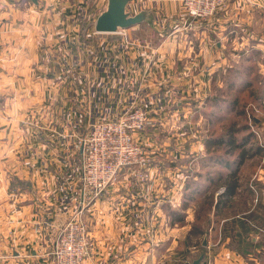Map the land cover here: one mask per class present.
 Masks as SVG:
<instances>
[{"label": "crops", "instance_id": "obj_1", "mask_svg": "<svg viewBox=\"0 0 264 264\" xmlns=\"http://www.w3.org/2000/svg\"><path fill=\"white\" fill-rule=\"evenodd\" d=\"M141 1L156 18L158 31L171 36L161 46L162 54L174 56L175 49L186 53L174 66L189 70L188 75L169 79L177 91L183 90L179 95L193 92V104L203 100L195 113L206 106L209 96L204 99L203 91L215 94L226 70L242 64L241 54L250 49L253 61L264 54V0H240L243 9L239 0H232L213 19L192 21L187 33L198 31L195 51L192 46L180 49L191 42L178 43L186 31L175 32L184 22L182 0H134ZM58 4L68 8L64 0H0V264H21L27 244L33 245L34 257L43 254L48 260L49 247L55 246L62 226L83 200L93 241L83 264H195L202 252L200 264H264V121L254 127L260 137L254 144L263 151L239 166L238 189L227 198L221 185L208 198L197 200L211 184L210 174L223 166L218 159L198 157L206 152L201 138L188 139V153L175 159L177 166L168 162L169 153L154 156L145 183L131 182L132 173L124 170L103 196L84 192L76 135L93 118L122 112L126 74L129 79L135 69L146 66L137 49L143 35L139 37L136 25L126 38L115 35L118 41H110L112 35L92 37L89 58L78 59V47L71 41L80 34L79 27H73L80 24L79 15L73 10L66 14ZM191 51L194 55L187 58ZM258 68L264 77V62ZM185 103V98L178 102L175 114L190 121L193 111ZM253 108L264 118V110ZM40 112L56 117L58 136L72 133L56 138L50 158L27 156L33 140L23 134V129L29 130L23 120L26 114ZM193 128L208 130L206 123ZM178 142L175 139L170 149ZM50 161L57 166L54 170L47 169ZM229 171L228 166L224 172ZM188 181L198 184L199 196L192 200L184 195Z\"/></svg>", "mask_w": 264, "mask_h": 264}, {"label": "built area", "instance_id": "obj_2", "mask_svg": "<svg viewBox=\"0 0 264 264\" xmlns=\"http://www.w3.org/2000/svg\"><path fill=\"white\" fill-rule=\"evenodd\" d=\"M228 2L229 0H182L181 16L184 17V22L181 24L182 26L175 29V32L185 30L184 35H188L187 32L193 28L192 21L204 22L212 19L218 11L227 7ZM146 7V2L141 1L138 4L134 0L128 5L129 10L133 13L146 9ZM80 17L82 15H79ZM127 29L129 28L121 29L117 33L94 32L96 35L93 37L98 36L102 40L108 38L107 34H115L126 38L128 36ZM169 37L171 36L169 35ZM160 46L147 42L141 43L137 48L139 57L148 62V66L144 62L146 64L144 70L135 69L136 75L129 79V75L126 74L127 84L123 92L127 98L124 101L122 112L115 117L93 118L87 131L79 133L77 144L81 150V182L84 192L89 190L93 197L103 196L108 187L118 181L119 174L124 170L132 173L131 182L135 184L147 182L151 176L150 171L155 157L146 151L139 135L144 134L145 129L149 128L151 119L162 124L164 115L167 117L168 114H175V109L172 107L175 98L178 97L182 100L185 98L187 105L194 101L192 91L179 95V91L183 90L177 91L170 79L168 83H164L167 78L162 79L163 71L168 75V78L177 77L180 79L187 76L189 70L185 72L177 69L174 73H169L168 67L162 68L158 64L162 54ZM158 70L162 75L161 81L156 80ZM159 85H163V87L159 88ZM152 86L160 89V92L153 89ZM180 99L178 100L180 101ZM183 122L189 128H193L191 120L187 121L183 118ZM202 130V134L207 131ZM199 132L195 130V133ZM153 135L158 136L155 132ZM189 136L183 139L184 142L179 141L176 147L165 149L171 156L168 162L175 161L176 158L187 154L185 153V143L190 138ZM155 143L159 144L156 139ZM159 145L164 147L161 143ZM85 206L86 202L83 200L76 208L77 213L73 215L74 217H70L62 229L55 253L58 264H83L89 255L93 242L88 231V224L82 215L85 212Z\"/></svg>", "mask_w": 264, "mask_h": 264}, {"label": "rangeland", "instance_id": "obj_3", "mask_svg": "<svg viewBox=\"0 0 264 264\" xmlns=\"http://www.w3.org/2000/svg\"><path fill=\"white\" fill-rule=\"evenodd\" d=\"M34 1V0H33ZM39 0H37L36 2H38ZM63 1V0H61ZM65 2H67L68 4V8L66 9L64 5L62 4H58L59 7H64L65 9V13H68V10H73V14L75 15H82V17L79 18V25H74V29L75 27H79L80 30V34L79 32L78 35L75 38V41L72 39L71 42H73L74 44L77 45L78 47V54L79 56L78 59H88L89 57H87L88 55V50H89V46L91 44L92 41V37L93 35H96L94 32L95 28H94V24L96 22V19L98 18V16L100 15L101 12L104 11V9L107 6L108 0H64ZM229 0L228 4L230 3ZM54 4V3H53ZM64 4V3H63ZM227 4V6H228ZM263 7V6H262ZM264 8V7H263ZM239 9H243V7L240 4V0H239ZM222 10V9H221ZM245 10V8H244ZM243 11V10H240ZM69 14V13H68ZM214 18V17H213ZM212 18V19H213ZM210 20V19H209ZM208 20V21H209ZM140 28H139V37L143 35V38L141 39V41L145 44L147 42H151L154 43L156 45H166L168 43L169 40V34L166 32V30L164 32H159L158 30H160V28L157 27V23H156V18L154 21H152V24L150 23H141L139 24ZM134 27V26H133ZM128 30V29H127ZM86 31V32H85ZM88 33V35H87ZM129 33V32H128ZM198 31H196V33H192L190 35H184V36H179L178 37V43L181 42H191L189 45L182 47L180 49H188L189 46H192L191 48H193V51H195V48L197 46V43L199 42V38H198ZM90 34V36H89ZM111 34H107L106 37H111ZM114 38L110 39V41H118L119 38H117V36H115V34L112 35ZM120 36V35H118ZM122 37V36H121ZM95 39H99L98 36H95ZM141 42V43H142ZM160 46V47H161ZM187 47V48H186ZM96 53H98V48L96 47ZM166 48L168 50H171L168 48V45L166 46ZM230 46H227V49H229ZM226 49V50H227ZM175 49L174 51V56L173 55H169L167 56L166 52L163 54H161V56L159 57V61L158 64L161 65L162 68H169V73L172 70V73H174V71L177 70V68L174 66L176 65V61L177 64H179L181 61H183L185 58H183L184 55H186V53H183V51H179ZM193 51H191L190 56L188 55L187 58H190L191 55H194ZM226 52H229V50H227ZM193 53V54H192ZM169 54V53H168ZM70 55V54H68ZM182 56V57H181ZM66 57V56H65ZM92 57V56H91ZM145 57V56H144ZM171 57V58H170ZM181 57V58H180ZM254 58L253 52L249 49H247V51L244 52V54L240 55L239 57V62L240 63H244V61H246L248 58ZM255 58L257 60H254V64L256 67V70H258V72L260 73V75H262L261 70L258 68V65L262 62H264V54H257V56H255ZM145 59H147L145 57ZM230 65V64H229ZM87 67V66H86ZM86 67H83V72H85L87 69ZM160 73V72H159ZM163 75H157L156 76V80H160V77L162 76L163 78H167V81L164 83H168V75L164 74L163 71ZM223 77V76H222ZM163 83V82H162ZM85 85L88 84V81L84 82ZM180 85V84H179ZM223 85V82L221 84V86ZM219 86V85H218ZM153 89H156L155 86H152ZM163 87V85H159V88ZM160 92V89H156ZM178 90V89H176ZM199 92V91H198ZM200 93V92H199ZM211 95H214V93L208 92V91H203V95L202 97H204V99L206 97H210ZM178 99L180 98H175V103L172 105V107L174 109H176L177 106V102L179 101ZM182 99H180L181 101ZM201 101V102H200ZM199 105L197 104V102L195 104H193L194 102H192V104L187 105L188 107L191 108V112L193 111V113L191 114L190 120H193V125L194 124L198 127V126H203L206 123V126L208 127V130L211 128L210 127V123H209V117L211 116V118H214V115H208L207 112L203 113V111L201 113H199L198 118L195 119L196 117V113H195V109H201V104L203 100H200ZM186 104V103H185ZM257 105L248 103L246 105V107L248 108V111H250V108H253L254 106H256L259 109V105L258 103H256ZM254 105V106H253ZM212 108V105H211ZM210 108V109H211ZM210 109L208 111H210ZM251 112V111H250ZM42 112L39 113H29L28 115L26 114L25 119L23 120L25 122V125H27L29 128V130L23 129L22 131L24 132L23 134L27 135V138H32L33 140V144H31V146L27 147V156L31 155V154H40L43 156H47L48 158H50L51 156V151L53 149V145L52 143L56 142V138L57 137H65L67 135H72L71 130L67 133H62L61 131V136L57 135V133L55 132V128H54V121L56 119V117L54 115H52V113H50L49 115L47 114H41ZM254 113L257 114V116H262V112L261 111H255ZM252 115V114H251ZM48 116V117H47ZM118 116V114H114L113 115ZM164 118H162V124L160 122H154V120H150L149 121V128L145 129L144 134L139 135L140 136V141H142L144 143V147L146 149L147 152L153 154L155 157L156 156H160V155H167V151L165 149H170L172 146L175 145V139H178L179 141H183L184 142V138L190 137V139H195V138H201V139H205V134H202L203 130H200V133H195V128H189L184 122H183V118L181 114H168L167 117L166 115L163 116ZM250 119V124H253V119H251V117H249ZM72 120V119H71ZM184 123V124H183ZM192 123V122H191ZM59 124V123H58ZM216 126H212V129H215L218 126V123H216ZM251 124V125H252ZM178 128V129H177ZM155 129H157V131H154ZM81 130V129H80ZM207 130V131H208ZM220 130V127L218 129V131ZM21 131V132H22ZM82 131H84L82 129ZM87 131V129H86ZM210 131V130H209ZM156 133L158 136H154L153 133ZM213 132V133H212ZM211 134H214V131H212ZM63 135V136H62ZM79 137V133H77L76 138ZM61 139V138H60ZM155 139L156 142H159V144L161 143L163 146H160L159 144L155 143ZM190 141V140H188ZM156 144V145H155ZM77 147V146H76ZM78 148H76L77 150ZM188 153V152H186ZM198 153V152H196ZM195 153V154H196ZM177 166V162L175 161ZM53 166L56 168L57 166L54 165L53 162H48L47 165V169L48 170H54ZM174 166V167H175ZM173 167V168H174ZM83 185V184H82ZM208 196V195H207ZM77 213V210H75V213L73 215H75ZM85 213L83 212V218L85 219ZM72 215V216H73ZM70 216V217H72ZM70 217L66 220V222L70 219ZM74 217V216H73ZM66 222L64 223V225L62 226L61 230H60V235L62 233V229L65 226ZM89 231V230H88ZM59 239V238H58ZM57 241H55V246L54 247H49V250L52 249L51 252V256L48 258H45L43 256V254H39L37 255V257H34V249H33V245L32 244H27L28 248H27V256L25 257V259L27 260V264H38L37 260H41L42 262L39 261V264H58V260L56 259V247H57ZM93 242V241H92ZM49 245H51V243H49ZM92 248V247H91ZM91 250V249H90ZM12 254V250L9 252ZM90 253V252H89ZM89 256V255H88ZM21 259V264H24V261L26 262V260H24L23 258ZM24 260V261H23Z\"/></svg>", "mask_w": 264, "mask_h": 264}, {"label": "trees", "instance_id": "obj_4", "mask_svg": "<svg viewBox=\"0 0 264 264\" xmlns=\"http://www.w3.org/2000/svg\"><path fill=\"white\" fill-rule=\"evenodd\" d=\"M254 64L256 63L253 58H248L240 65L229 67L223 75V85L214 95L208 97L202 111L203 113L207 112L208 115H214V118L209 117L211 128L205 134L206 152L205 154L199 153L198 157L201 160L203 158L218 159L216 162L223 166L221 165L210 174L211 184L206 187L205 194L197 195V192L199 193L198 184L188 181L184 189L185 198L192 200V197L199 196L197 200H202L200 197L206 199L221 185L225 186L223 196L225 198L232 196L239 186V166L249 155L260 154L263 151V147L259 148V145L255 146L254 144L258 143L260 139L254 127L260 126L264 118L257 116L254 113V108H250V112L246 107L248 103L254 102L258 103L261 110H264V77L256 70ZM209 109L210 111H208ZM199 113H196L195 119L198 118ZM249 117L254 120L252 125ZM216 123L218 126L212 129L213 125H217ZM212 131H214L213 135ZM187 149L185 148V153ZM228 166L230 171L225 173ZM208 191L211 193L209 194ZM175 213L178 215L177 217L182 214L179 211Z\"/></svg>", "mask_w": 264, "mask_h": 264}, {"label": "water", "instance_id": "obj_5", "mask_svg": "<svg viewBox=\"0 0 264 264\" xmlns=\"http://www.w3.org/2000/svg\"><path fill=\"white\" fill-rule=\"evenodd\" d=\"M37 1V0H34ZM132 0H108L107 6L100 13L94 24L98 33H117L121 29L131 28L141 23H150L154 20V15L150 10L142 9L137 13L129 10L128 5ZM203 245L207 246V240ZM205 257V252L195 260V264H200Z\"/></svg>", "mask_w": 264, "mask_h": 264}]
</instances>
